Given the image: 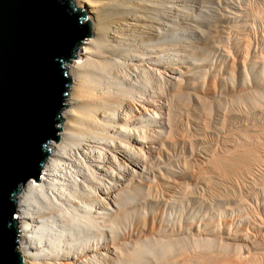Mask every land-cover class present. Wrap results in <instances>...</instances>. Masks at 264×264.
I'll return each mask as SVG.
<instances>
[{"label":"bare ground","instance_id":"bare-ground-1","mask_svg":"<svg viewBox=\"0 0 264 264\" xmlns=\"http://www.w3.org/2000/svg\"><path fill=\"white\" fill-rule=\"evenodd\" d=\"M71 1L90 35L65 63L58 140L45 145L37 183L25 181L14 196L21 264H257L241 255L263 254V243L232 222L236 232L221 225L217 242V226L197 229L199 214L195 226L194 217L171 216L185 201L207 209L213 198L220 211L239 205L240 185L228 202L220 192L187 194V181L205 185L189 171L193 163L210 181L243 175L246 192L264 188V154L255 147V127L264 126V41L251 38L252 25L264 21V0ZM162 205L171 209L167 218L154 214ZM230 249L240 255L225 258Z\"/></svg>","mask_w":264,"mask_h":264},{"label":"water","instance_id":"water-1","mask_svg":"<svg viewBox=\"0 0 264 264\" xmlns=\"http://www.w3.org/2000/svg\"><path fill=\"white\" fill-rule=\"evenodd\" d=\"M71 0H0V264H21L14 196L37 183L70 81L65 63L89 37Z\"/></svg>","mask_w":264,"mask_h":264},{"label":"rangeland","instance_id":"rangeland-1","mask_svg":"<svg viewBox=\"0 0 264 264\" xmlns=\"http://www.w3.org/2000/svg\"><path fill=\"white\" fill-rule=\"evenodd\" d=\"M181 1H182V0H181ZM259 23H261V24H259ZM259 23L252 25V27H255V26H256L254 29L251 27V31H252V32H251V35H253V36H251V38L254 37V38H252L253 44H254L255 42L258 41V42H257L258 44L255 43L256 46H259L260 43L263 44V41H264V21H261V22H259ZM262 23H263V24H262ZM262 26H263V28H262ZM256 28H257V29H256ZM262 30H263V31H262ZM253 33H254V34H253ZM255 33H256V34H255ZM255 35H257L258 37L255 36ZM259 36H260V38H262L263 40H262V39H261V40L258 39ZM256 37H257V38H256ZM259 41H261V42L259 43ZM261 44H260V45H261ZM262 58H263V60H264V57H262ZM208 60L211 61V64H213V65H215V64L218 63V61H217L215 58H213V57H211V58L208 57ZM72 61H73V60H72ZM72 61H71V62H72ZM71 62H70V63H71ZM216 62H217V63H216ZM67 74H68V73H67ZM206 74H207V73H204V76H203L204 78L202 77V80L204 79L205 83H206V80H207V78H206L207 76L205 77ZM207 75H208V74H207ZM205 78H206V80H205ZM261 79L264 80V77H262ZM263 80H262V81H263ZM230 104H231V103H225V104H223L222 107H224L223 109H224L225 113H229V112H230V109H229L230 106L228 107V105H230ZM241 104H242V103H241ZM254 104L256 105V107H260L259 104L261 105V102H259V103H254ZM224 105H225V106L227 105V106H226L227 108H226ZM238 106H240V108H241V110L244 112V114H245V113H246V114L248 113L249 110L247 111V110L244 109V106H245V105H242L243 108H242V106H241L240 104H239ZM252 106H254V105H252ZM254 107H255V106H254ZM225 108H226V109H225ZM245 108L247 109L246 106H245ZM228 110H229V111H228ZM244 110H245L246 112H245ZM246 114H245V116H246ZM243 122H244V123H243ZM243 122H242V125H243V126L247 124V125L244 126V127H247L248 124L250 125L249 120H247V122H246V121H243ZM263 122H264V119H263ZM262 125H263L262 123H261V125L258 123V127H255L256 130H258V133H260V136H261V137H260L259 134L257 133V136H259V138H260L261 140H260L258 137H256V138H258V139H256V141H255V142H257V140H258V143H256L257 145L255 146L256 148H257L258 145H259V148H260L261 146H263V147L260 148L262 151H261L259 148L257 149V151L259 150L258 153H259V155L261 154V156L264 154V149H263V148H264V145H262V144H264V140H263V138H264V134H262V133H263L262 130H264V126H262ZM58 126H59V125H58ZM260 126H262V127H260ZM259 129H261V130H259ZM231 134L233 135V132H232ZM262 135H263V136H262ZM259 143H260V144H259ZM261 143H262V144H261ZM251 144H253V145H251ZM250 145L254 147L255 144L251 142ZM260 145H261V146H260ZM262 153H263V154H262ZM259 157H260V156H259ZM194 165H195L194 163H193V165L191 164V166L189 165V167H190V170H189V171L191 172V170L193 169L191 173H192L193 175H195L196 178H197V177L199 178V176L202 174V175L200 176L199 179H204V180H205V185L202 184L203 186H201V184L195 182V183L197 184V186H196V185L193 184V183H194L193 181H187V182H186L187 186L185 185V190H186L188 193H187L186 191H185V193L189 194V191H192V193L190 192V194H192V195L194 194V196L196 195L198 198L200 197V194H201V193H202V194L204 193L203 195L201 194V197H203V196H204V197H203V198L200 197V199H204V198H205V199H210L212 196L215 195V193H216V194H219V192H220V194H225V195H226V197H224L225 195H222V197L224 198L223 201H225V202H228V200L230 201L231 199L236 198V197H237L236 199H238V196H239V199L241 198L240 200L238 199V200H239V202H238L239 205H240V204H244V203H242L243 201H244V202H247V203L244 204L245 207H244V205H243V206L240 205L241 209H240L239 205H237L238 207H237V206H234V208L232 207V210H231V207L229 208L230 210H229V209H224L225 211L227 210V211L225 212V211H220V210H223V208H218V207H220L221 205H220V206H217V203L213 200V198H211L212 201H211V200H208V202H210V203H209V207H208L207 209H205V208L202 209L201 206H200L199 204H198V207H199V206H200V207H199V208L197 207V209H196V207H194V205H191L192 202H191V204H190V201H189V202L185 201V202H182V204H181V208H180L181 211L179 210V212L177 213V215H175V216H171V219H172V217H173V218H174V217H177L179 213H180V214H179L180 217H177V221L182 217V215H183L184 217H188V218H190L189 216H191V218L188 219V221L191 220L190 223L193 222V221H195V222L191 223L192 225H193L194 223L197 224V223L199 222L197 225L200 226L201 228H200V227H197V229H198V228H199V229H202V226L204 225L205 222H210V226L212 225L213 228H214V230H215V227H214V226H217V227H218V230H217L218 232H217V231L215 232V233L218 234V235H217L218 237H219V234H221V233H219V232H222V230H223V228L221 229V227H223V226H226V227L228 226L227 228H229L230 230H232L231 232H233L234 229H235L236 231H238V230L241 228L240 232H241V231H244V233H246V234H249V233H250L251 235H249V236H251V239H253V240H255V241L258 240L259 242L261 241L260 243H259V242H256L258 246H259L261 243H263V244H261V246L264 245V236H263V235H264V200H263V198H264V197H263V196H264V195H263V193H264V192H263V191H264V188H263V190H262L263 193L261 192L260 189H257V190L255 191V192L257 193V194H256L257 197H255V199H254L255 192L253 193V192H250V191L248 190V191L250 192V193H248V192L245 191V188H246V186L244 185V184H245V181L241 180V179L245 178V177H243V175H242V176L240 175V176L243 177V178L237 176V177H236L237 179L234 177V175H232V177H231V175H228L229 177H231V179L227 178V179H229V181L231 180L230 182H228V180L226 181V179L224 180V181H225V182H224V181H223V176H226V177H228V176H227V175H221L219 179L223 181L222 184H221V183H220V184H219V183H216L218 180L215 181V180L212 179L211 181H213V182L215 183V185L213 186L214 183L210 181L211 178L208 176V174H206L204 171H201L200 166L197 167L198 165H196V166L194 167ZM192 166H193V167H192ZM189 167H188V169H189ZM195 168H197L198 170H197V169L195 170ZM194 171H195V172H194ZM198 171H199V172H198ZM203 173H205L204 176H203ZM196 174H197L198 176H197ZM205 176H206V177H205ZM207 176H208V178H207ZM202 177H205V178H202ZM221 178H222V179H221ZM224 178H225V177H224ZM233 178H235V179H233ZM239 178H241V179L239 180ZM252 178H253V177H252ZM236 180H239V183H238V181H236ZM206 181H207V182H206ZM241 181H242V182H241ZM208 182H211V184L208 183ZM234 182H235V183H234ZM243 182H244V183H243ZM237 183H238V184H237ZM242 183H243V185L245 186L244 188H242V186H243ZM191 184H193V185H191ZM207 184H208V185H207ZM224 184H225V185L227 184V186H225ZM220 185H223V186H220ZM239 185L241 186V190H240V192H241L242 190L244 191V192L242 191L243 194H242V192H241V193L238 192V190L240 189V186H239ZM189 186H190V187H189ZM192 186H193V187H194V186L197 187V191H196L195 187L193 188ZM200 186H201V187H200ZM208 186H209V187H208ZM211 186H213L214 188L211 187ZM216 186H217V187H216ZM219 186H220V188H221L222 190L219 188ZM229 186H230V187H229ZM231 186H232L233 188H235L236 191H234V189H233ZM238 186H239V187H238ZM191 187H192V189H191ZM203 187H204V188H203ZM205 187H206V188H209V189H206ZM187 188H188V189H187ZM199 188H200V189H199ZM201 188H202V189H201ZM229 188H230V189H229ZM193 189H194V190H193ZM215 189H216L217 191H216ZM231 189H232V190H231ZM202 190H203V191H202ZM204 190H205V191H204ZM209 190H210V191H209ZM213 190H215V191H213ZM218 190H219V191H218ZM224 190H225V193H224ZM226 190H229V192H227ZM195 191H196V192H195ZM198 191H199L200 193H199ZM206 191H207V192H210V194L207 193ZM231 191H232V192L234 191V192L231 193ZM193 192H194V193H193ZM212 192H213V195H211ZM226 192H227V193H226ZM235 192H238V195H237V193H236L237 196L235 195ZM245 192H246V194H245ZM197 193H198V194H197ZM205 193H206L207 195L209 194L210 196H207ZM229 193L232 194V195L234 194V195L232 196V198H231V196H230ZM239 193H240V195H239ZM259 193H260V195H259ZM261 193H262V194H261ZM227 194L229 195L230 198L228 197ZM247 194H248V195H247ZM252 194H254V195L252 196ZM241 195H242V196H241ZM246 195H247V196H246ZM206 196H207V197H206ZM235 196H236V197H235ZM245 196H246V197H245ZM250 197H252L253 200H252V199H249ZM227 198H228V199H227ZM256 198H257V199H256ZM248 199H249V200H248ZM260 199H261V200H260ZM241 200H242V201H241ZM262 200H263V201H262ZM213 201H214V202H213ZM240 201H241V202H240ZM215 203H216V204H215ZM262 203H263V204H262ZM189 204H190V206H191L193 209H191V207L189 206ZM246 204H247V205H246ZM183 205H185V206L188 205L187 207H189V208H187V207H186V209H185V207L182 208ZM210 205H211V206H210ZM213 205H214V206H213ZM215 205H216V206H215ZM159 207H162V209H161L162 211H161L160 208H158V207H157V210H159V211H157L156 208H155L154 210H156L157 212L154 211V214H155V215L158 214V215H156V216L161 217V216L163 215V218H167V217H166V216H167V213H168L169 216L171 215V209H168V207L163 206V205H162V206H159ZM165 207L168 209V210L166 209V212H165V213H166V214H165L166 216H165L164 214H162V213H164V211H165ZM211 207H212V208H211ZM214 207H216V208H214ZM221 207H223V206H221ZM243 207H244V208H243ZM194 208H195V209H194ZM200 208H201L202 210H201ZM198 209H199V210H198ZM216 209H217V210H216ZM233 209H234V210H233ZM237 209H238V211L240 210V212H239L240 215H239ZM182 210H183V211H182ZM188 210H189V211H188ZM195 210H197V211H195ZM200 210H201V211H200ZM218 210H219V211H218ZM167 211H170V212H167ZM185 211H186V213H187V212H188V213L186 214ZM191 211H192V212H191ZM206 211H207V212H206ZM215 211H217V212H215ZM232 211H233V212H232ZM160 212H161L162 215L160 214ZM182 212H184V213H182ZM190 212H191V214H190ZM196 212H200V213H196ZM208 212H209V213L211 212V213H213V214L210 213V214H211V215H210V214H208ZM219 212H221L220 215L218 214ZM230 212H231V213H230ZM169 213H170V214H169ZM205 213H207V214H206L207 217L210 216L209 219H210L211 217H213L212 220H211V219L208 220L207 217L205 216ZM214 213H216V215L218 214V216H217L218 219H219L218 221H217V217H216V215H215ZM223 213H224V214H223ZM185 214H186V215H185ZM195 214H199V216H200L199 218H200V219L203 218V219H201L202 221L199 220V221L197 222V221H196V218H197V220H198V217H196ZM242 214L244 215V217H243ZM202 215H203V216H202ZM212 215H214V216H212ZM222 215H223V216H222ZM164 216H165V217H164ZM204 216H205V219H204ZM184 217H182L181 220L178 221V222L181 223V221H183ZM192 217H194L195 219L193 220ZM241 217H242V218H241ZM245 217H246V218H245ZM253 217H254V218H253ZM169 218H170V217H169ZM239 218H241L242 220L239 219ZM243 218L246 220V223H245V221H244ZM250 218H252V219H250ZM237 219H238V220H237ZM247 219H248V220H247ZM192 220H193V221H192ZM205 220H206V221H205ZM225 220H226V221H225ZM249 220H250V221H249ZM251 220H252V221H251ZM177 221H176L175 223L179 226V224H178ZM200 221H201L202 224H200ZM224 221H225L226 223H225ZM228 221H229V222H228ZM242 221H243V223H241ZM256 221H259V222L255 223ZM203 222H204V223H203ZM214 222H215V223H214ZM230 222H232V225H231ZM173 223H174V222H173ZM173 223H172V225H174L173 227H175V228L178 227V226H176L175 223H174V224H173ZM190 223H189V224H190ZM211 223H214L215 225H214V224H211ZM249 223H250L251 226H248ZM262 223H263V224H262ZM216 224H217V225H216ZM219 224H220V225H219ZM247 224H248V225H247ZM258 224H259V225H258ZM260 224H261V225H260ZM170 225H171V224H170ZM172 225H171V226H172ZM221 225H222V226H221ZM230 225H231V227L234 228V229H231V228H230ZM236 225H237V226H236ZM243 225H244V226H243ZM252 225H253V227H252ZM257 225H258V226H257ZM193 226H195V224H194ZM220 226H221V227H220ZM255 226H256V227H255ZM203 227H204V226H203ZM235 227H236V228H235ZM244 227H245V228H244ZM246 227H247V230H249V231H247V232H245V231H246V230H245ZM249 227H250V228H249ZM254 227H255V228H254ZM258 227H259L260 229H259ZM261 227H262V228H261ZM211 228H212V227H211ZM219 228H220V229H219ZM237 228H239V229H237ZM242 228H243L244 230H243ZM257 228H258V229H257ZM229 229H228V230H229ZM230 230H229V231H230ZM235 230H234V232H236ZM255 230H256V231H255ZM258 231H259V232H258ZM253 232H254V233H253ZM260 232H262L263 235H262V233H260ZM259 233H260V234H259ZM252 234H254V236H253ZM259 235H262L263 237H262V236L259 237ZM255 236H256V237L258 236L259 238H258V237L256 238ZM253 237H254L255 239H254ZM216 239H217V238H216ZM219 239H220V237L218 238L217 242H219ZM256 239H257V240H256ZM262 239H263V241H262ZM257 245H255V246H257ZM258 246H257V247H258ZM261 246H260V247H261ZM263 247H264V246H263ZM232 249H233V247H232ZM256 250H257V249H256ZM231 251H232V250L230 249V252L228 251L227 253H225L226 256L223 255V257L225 256V258H231L230 256H232V258H233V257H235V256H234L235 254L240 255V254L237 253V252H239V251H237V250H236V253H235V252L231 253ZM251 251H252V254H251ZM241 252H242V250H241ZM244 252H245V254H244V255H241V256L246 257V258H251V260L253 259V260H252L253 263H254V262L256 263V261H257V259H254V258H255V257H256V258L258 257V262H257V264H264V262H263V261H264V257H263L264 253L260 255V254H259V253L261 252L260 250H259V251H258V250L255 251L254 249H253V250H249V254L252 255V256H253V254H254V255H255L254 257H252V256H248L249 254L247 253V251H244ZM253 252H254V253H253ZM229 253H230V254H229ZM234 253H235V254H234ZM257 253H258V255H256ZM228 254H229L230 256H229ZM233 254H234V255H233ZM246 254H247V255H246ZM245 255H246V256H245ZM259 255H260L261 257H260ZM237 257H239V256H237ZM259 258H260V259H259ZM254 260H256V261H254ZM260 261H261V262H260Z\"/></svg>","mask_w":264,"mask_h":264}]
</instances>
